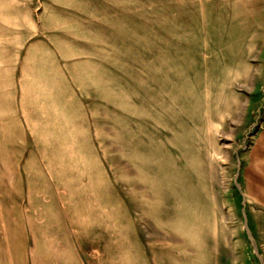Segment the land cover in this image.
I'll use <instances>...</instances> for the list:
<instances>
[{
    "label": "rangeland",
    "instance_id": "1",
    "mask_svg": "<svg viewBox=\"0 0 264 264\" xmlns=\"http://www.w3.org/2000/svg\"><path fill=\"white\" fill-rule=\"evenodd\" d=\"M18 37L73 91L0 89V264H264V0H0L1 69Z\"/></svg>",
    "mask_w": 264,
    "mask_h": 264
},
{
    "label": "crops",
    "instance_id": "2",
    "mask_svg": "<svg viewBox=\"0 0 264 264\" xmlns=\"http://www.w3.org/2000/svg\"><path fill=\"white\" fill-rule=\"evenodd\" d=\"M9 44L10 48L1 58L10 61L2 64L6 68H0V74L9 76V82H2L0 89L8 98V104L16 108V114L23 103L34 107L32 105L38 100L52 99L56 107H62L72 95L73 86L67 81V71L62 66L66 55L61 46L54 47L40 38L25 40L23 37ZM253 151L256 147L242 158L239 186L250 205V210L244 209L246 217L264 219V163L253 155Z\"/></svg>",
    "mask_w": 264,
    "mask_h": 264
}]
</instances>
